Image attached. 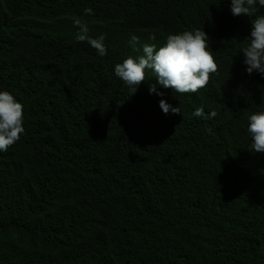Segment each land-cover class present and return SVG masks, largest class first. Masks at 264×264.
<instances>
[{
  "label": "trees",
  "instance_id": "trees-1",
  "mask_svg": "<svg viewBox=\"0 0 264 264\" xmlns=\"http://www.w3.org/2000/svg\"><path fill=\"white\" fill-rule=\"evenodd\" d=\"M229 3L0 0V87L24 115L0 152V264H264V153L246 131L264 76L240 52L264 7ZM196 28L217 64L197 91L149 93L146 72L131 93L113 73L139 52L130 33L159 46Z\"/></svg>",
  "mask_w": 264,
  "mask_h": 264
},
{
  "label": "clouds",
  "instance_id": "clouds-1",
  "mask_svg": "<svg viewBox=\"0 0 264 264\" xmlns=\"http://www.w3.org/2000/svg\"><path fill=\"white\" fill-rule=\"evenodd\" d=\"M228 6L234 16L249 15L255 12L256 6L264 7V0H230ZM73 23L78 29L75 38L87 39L97 53L103 56L106 53L103 37H88V25L80 19L74 20ZM248 36L247 43L240 48L243 53L244 71L249 74L255 71L264 76V14L256 15L251 20ZM208 37V34L199 28L185 29L168 33L164 42L158 46L155 43H139L140 37L134 32L130 33L126 43L133 50H136L139 44V52L115 63L113 73L129 86L131 93L145 80L146 72L149 77L155 78V83L149 84V93L163 95L156 85L171 87L173 93L195 92L207 83L209 73H214L217 69L213 54L207 46ZM158 104L164 113L181 112L178 105L173 106L165 99H160ZM193 115H204L202 108H195ZM213 115L214 110H210L208 116ZM23 121L22 103L8 89L0 87V152L6 151L20 138V134L24 132ZM246 131L251 141L248 149L251 152L264 153V109L251 112L247 116Z\"/></svg>",
  "mask_w": 264,
  "mask_h": 264
}]
</instances>
